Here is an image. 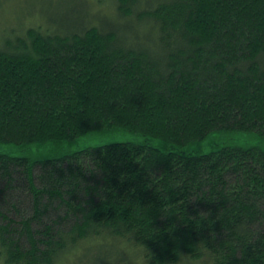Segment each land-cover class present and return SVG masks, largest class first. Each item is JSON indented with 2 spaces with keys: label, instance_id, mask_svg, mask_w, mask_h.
Wrapping results in <instances>:
<instances>
[{
  "label": "trees",
  "instance_id": "trees-1",
  "mask_svg": "<svg viewBox=\"0 0 264 264\" xmlns=\"http://www.w3.org/2000/svg\"><path fill=\"white\" fill-rule=\"evenodd\" d=\"M34 11L0 26V147L138 139L0 149V264H264V0Z\"/></svg>",
  "mask_w": 264,
  "mask_h": 264
},
{
  "label": "rangeland",
  "instance_id": "rangeland-1",
  "mask_svg": "<svg viewBox=\"0 0 264 264\" xmlns=\"http://www.w3.org/2000/svg\"><path fill=\"white\" fill-rule=\"evenodd\" d=\"M65 3V0H0V26L6 25L12 22L13 17L16 22H18V18L22 21L29 22L34 20L35 14L34 10H40L43 7L46 8H55ZM32 9V10H29ZM21 13V14H20ZM102 139L105 141H130L137 140L138 137L134 134H130L127 132L119 131L114 135L110 136L108 134L96 133L89 138H82L78 141H74L72 144L68 142H64L65 145L55 144V143H47V144H34L24 148H18L14 146L3 145L0 149L8 151L10 150L14 154L21 155H31L35 158H47V157H56L58 155H62L66 152H70L73 150H78L80 148L85 147L91 142H97V140ZM68 264H110L108 262L96 263L85 261V256L80 255V259L74 260ZM122 264H134V259L131 261L123 262Z\"/></svg>",
  "mask_w": 264,
  "mask_h": 264
},
{
  "label": "clouds",
  "instance_id": "clouds-1",
  "mask_svg": "<svg viewBox=\"0 0 264 264\" xmlns=\"http://www.w3.org/2000/svg\"><path fill=\"white\" fill-rule=\"evenodd\" d=\"M79 162V161H78ZM80 163V162H79ZM81 167L88 170V171H93L97 168V164L94 161L93 166L92 167H84L81 163H80ZM68 259V257L66 255H61L58 258L55 259L54 264H65V261Z\"/></svg>",
  "mask_w": 264,
  "mask_h": 264
},
{
  "label": "bare ground",
  "instance_id": "bare-ground-1",
  "mask_svg": "<svg viewBox=\"0 0 264 264\" xmlns=\"http://www.w3.org/2000/svg\"><path fill=\"white\" fill-rule=\"evenodd\" d=\"M87 261V260H86Z\"/></svg>",
  "mask_w": 264,
  "mask_h": 264
}]
</instances>
